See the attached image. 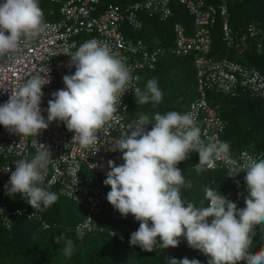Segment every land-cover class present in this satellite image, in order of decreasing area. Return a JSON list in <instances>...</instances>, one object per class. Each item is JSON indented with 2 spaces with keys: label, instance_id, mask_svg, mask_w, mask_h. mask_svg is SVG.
Listing matches in <instances>:
<instances>
[{
  "label": "clouds",
  "instance_id": "obj_1",
  "mask_svg": "<svg viewBox=\"0 0 264 264\" xmlns=\"http://www.w3.org/2000/svg\"><path fill=\"white\" fill-rule=\"evenodd\" d=\"M39 0H3L0 3V58L20 50L22 43L44 34L48 28ZM6 33H8L6 35ZM71 57L74 74L65 75L66 89L52 94L48 100L47 118L42 115V87L51 82L49 70L44 76L28 79L0 104V125L10 134L37 137L52 122H63L75 135L82 148H94L100 143V131H108L118 113L121 98L134 90L138 105H153L162 101L158 81L152 78L145 88L132 87V69L117 58L107 45L96 40L81 44ZM151 125V130H147ZM134 129V130H133ZM129 130L130 134H129ZM109 151L122 153L123 164L109 160L110 171L103 181L110 186L107 201L123 217L131 214L139 228L130 236V244L143 251L178 247L181 237L190 248L209 257L208 264H264V248L250 251L255 226L264 230V158L249 157L243 164L231 160L229 142L205 143L195 117L188 113L169 111L156 113L151 119L140 113L134 125L121 130L120 137L111 141ZM41 150L31 159L15 163L7 194L22 198L37 211H45L58 200V195L43 187L48 165L53 160L50 150ZM95 151H93L94 153ZM199 154L195 166L198 173L212 170L217 162L235 165L227 170L229 178L246 172L248 196L246 207L220 194L211 185L203 189L200 206L188 201L182 189H191L190 181L179 169V163ZM239 182L237 181V184ZM206 202V203H205ZM159 238V243L158 239ZM63 253L70 257L74 251L71 239L63 234ZM172 264H200L197 259L171 260Z\"/></svg>",
  "mask_w": 264,
  "mask_h": 264
},
{
  "label": "built area",
  "instance_id": "obj_2",
  "mask_svg": "<svg viewBox=\"0 0 264 264\" xmlns=\"http://www.w3.org/2000/svg\"><path fill=\"white\" fill-rule=\"evenodd\" d=\"M47 1L58 4L60 18L54 21L44 20L48 25L44 34L22 43L19 51L0 58V104L7 102L12 92L28 79L44 76L48 69L51 82L42 87L44 96L40 105L46 119L48 100L53 98L52 94L56 91L66 89L63 77L75 72V66L70 67L71 57L65 53H74L81 44L90 40L107 45L117 58L122 59L132 69L134 88H140V71L152 69L158 56L166 52L190 55L194 68L195 94L186 104L180 105V113L195 117L201 130V140L205 143L222 141L220 135L226 124L218 115L216 104L208 101V90L220 95H235L241 91L249 96L264 98V76L257 68L242 65L226 56L216 59L208 56L210 27L217 20L223 46L227 49L234 47L237 53L249 46L251 39L259 50L264 37V28L252 21L247 22L239 31H232L228 24L227 0H172L183 5L191 17V26L186 31L181 22L173 21V40L169 48L150 47L140 38H128L121 26L139 30V13L157 17L160 21L167 19L172 13L168 6L170 0H109L101 7L100 0ZM80 34L83 36L80 37ZM129 95H134V90L125 92L111 128L98 133L101 137L100 143L91 149L82 148L78 141H73L75 134L69 132L63 122H58L57 130L49 126L37 137L10 134L0 125V225L8 229L11 216L17 215L36 221L41 228H47L48 223L42 217L41 211L27 206L9 209L2 205L6 197L11 196L13 200L16 197V194H7L5 185L8 184L11 172H5L4 169L10 167L14 171L16 161L31 160L43 144L50 150L53 159L48 165L43 187L49 191L55 190L57 194L75 202L83 200L86 205L83 216L71 226L72 233L79 236L105 230L95 219L106 199L100 180L107 178L106 174L110 171L109 160L117 166L124 162L121 152L108 149L112 147L111 141L120 137L121 130L134 125L138 118L126 116L124 97ZM147 130H151V125ZM249 157L262 159L264 150L242 148L235 155H231V160L236 165H241ZM198 163L199 161L191 162L189 168L195 169ZM234 166L225 161L216 164L217 168H223L226 172ZM245 176L246 172H240L229 180L245 181ZM225 195L230 196V191L226 190ZM107 233L114 235L111 229ZM117 238L130 244V239L125 236L119 235ZM157 239L159 243V238ZM179 239V245L187 244L185 238ZM132 247L142 250L139 246ZM171 248L155 250L167 255ZM241 262L246 264V261Z\"/></svg>",
  "mask_w": 264,
  "mask_h": 264
},
{
  "label": "trees",
  "instance_id": "obj_3",
  "mask_svg": "<svg viewBox=\"0 0 264 264\" xmlns=\"http://www.w3.org/2000/svg\"><path fill=\"white\" fill-rule=\"evenodd\" d=\"M49 3L51 2L47 0H39L44 20L59 19L58 6L48 8ZM168 6L172 13L167 19L160 21L157 17L139 13L141 28L131 30L124 26L122 28L124 35L128 38H140L150 47L169 48L173 40L171 23L179 21L188 31L191 17L182 4L170 0ZM226 7L228 24L232 31H239L249 21L264 28V0H227ZM212 29L215 32H212ZM210 38L209 57L216 59L226 56L242 65L257 68L264 76V37L261 39L259 50L251 39L249 46L237 53L234 47L227 49L223 46L217 20L210 27ZM139 74L140 88L143 90L147 81L155 78L163 98L156 105L151 102L138 105L135 95L124 97L128 118L144 113L151 119L157 112L160 114L169 111L180 112V105L186 104L194 97V68L190 55L166 52L157 57L152 69H143ZM208 99L216 104L218 115L226 122L220 138L230 143L231 155H235L242 148L264 150V98L249 96L241 91L235 95H214L209 91ZM194 161H199V157L196 153H191L189 159L178 165L186 181H190L192 185L191 189L181 190L184 198L199 207L200 201L204 199V187L211 185L220 194L236 203L238 209L246 207L244 200L248 196V191L245 181H238V184L237 181H230L223 168L216 167L198 173L189 168V164ZM104 180L100 182L106 199L95 218L105 228L103 232L74 235L71 226L85 213V203L83 200L72 201L51 190L58 195V200L41 213L48 223L47 228H41L36 221L17 215L11 216L8 229L0 225V264H172V259L182 260L185 257L190 260L197 259L200 264H208L209 257L199 250L190 248L188 244L172 247L170 253L164 255L160 250L146 252L132 247L124 240L120 241L117 236L130 239L131 234L138 230L139 222L131 214L127 218L123 217L107 201V193L111 189L110 186L104 185ZM226 190L230 191V196L225 195ZM4 202L9 209L18 206L32 208L19 193L14 200L11 197L9 201ZM77 204L81 205V210ZM108 229L113 230L114 235L110 236L107 233ZM255 232L250 249L253 252L264 248V230L256 225ZM61 234L74 243V251L70 257L63 253L64 240L56 242Z\"/></svg>",
  "mask_w": 264,
  "mask_h": 264
},
{
  "label": "rangeland",
  "instance_id": "obj_4",
  "mask_svg": "<svg viewBox=\"0 0 264 264\" xmlns=\"http://www.w3.org/2000/svg\"><path fill=\"white\" fill-rule=\"evenodd\" d=\"M109 0H100V7L104 4V3H106V2H108ZM118 1H129V0H118ZM58 6V4H56V3H49L48 5H47V7L48 8H54V7H57ZM45 19V18H44ZM167 23V22H166ZM124 26L122 25L121 26V29L123 28ZM212 32H215V30H213L212 29ZM83 36V34H80V37H82ZM210 91V93L211 94H216L213 90H208L207 91V99H208V92ZM208 101L211 103V104H214V103H212L209 99H208ZM49 126H50V128H52V129H54V130H57L58 128H59V123L58 122H52V123H50L49 124ZM11 199V197L10 196H8V197H6V201H9ZM2 205H4V206H6V202H4ZM78 208H79V210H81V205H76Z\"/></svg>",
  "mask_w": 264,
  "mask_h": 264
}]
</instances>
